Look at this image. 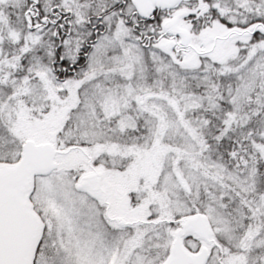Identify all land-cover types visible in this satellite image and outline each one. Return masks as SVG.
<instances>
[{"label": "snow or ice", "instance_id": "1", "mask_svg": "<svg viewBox=\"0 0 264 264\" xmlns=\"http://www.w3.org/2000/svg\"><path fill=\"white\" fill-rule=\"evenodd\" d=\"M0 264H264V0H0Z\"/></svg>", "mask_w": 264, "mask_h": 264}]
</instances>
